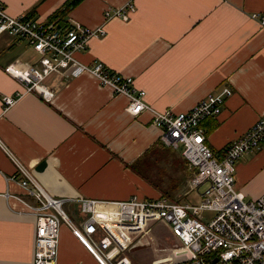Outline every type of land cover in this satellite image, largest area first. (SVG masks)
<instances>
[{
  "label": "crops",
  "instance_id": "crops-1",
  "mask_svg": "<svg viewBox=\"0 0 264 264\" xmlns=\"http://www.w3.org/2000/svg\"><path fill=\"white\" fill-rule=\"evenodd\" d=\"M68 1L0 0L13 17L47 23ZM126 2L83 0L66 13L69 27L107 30L105 37L91 39L86 52L76 53L78 61L132 77L151 106L173 115L231 87L233 96L222 113L202 123L209 147L218 154L264 118V0H134L129 22L105 20L108 8ZM38 60L26 42L0 35V141L38 176L45 191L69 199L116 202L137 196L183 203L174 201L176 192L192 173L182 151L161 142L150 112L132 117L129 100L92 76L53 74L45 80L50 100L32 92L4 110L2 99L22 90L5 67ZM44 161L45 172L36 173ZM161 165L169 171L164 183L158 182ZM17 173L0 147V264H34L37 216L31 207L38 203L20 177L9 180ZM235 186L247 201L264 195V141L237 163ZM68 205L78 208L73 220L81 221L79 204ZM58 264L99 262L63 224Z\"/></svg>",
  "mask_w": 264,
  "mask_h": 264
},
{
  "label": "built area",
  "instance_id": "built-area-1",
  "mask_svg": "<svg viewBox=\"0 0 264 264\" xmlns=\"http://www.w3.org/2000/svg\"><path fill=\"white\" fill-rule=\"evenodd\" d=\"M126 3L124 7L108 8L105 20L129 22L136 7L134 0ZM261 20L264 22V17ZM1 34L26 42L39 55L35 64L17 62L5 67V73L17 79L22 90L2 99L4 110L32 92L50 100L53 93L47 89L45 80L53 74L67 70L73 79L90 75L100 86L125 96L129 100L127 111L132 117L144 112L152 114L153 125L162 131L161 142L181 150L192 173L187 195L196 192L199 197L197 203L137 196L116 202L53 197L42 187L38 176L0 141L1 149L18 169L9 180L20 177L23 189L38 203L31 207L37 216L34 264H58L63 224L99 264H133L129 255L137 248L152 244L150 224L153 222L165 224L178 245L167 255L154 259L152 264H264V195L247 201L235 186L237 163L264 141V118L221 154L209 147L202 128L206 119L222 113L226 101L233 96L231 87L223 86L189 112L173 115L171 111L160 112L151 106L146 101L147 93L135 86L132 77L121 76L103 64L91 67L76 59V53L89 49L91 39L107 35L105 26L93 29L76 24L59 29L52 23L13 17L0 2ZM68 203L79 204L84 215L81 221L75 222L66 214L63 206ZM103 207L106 209L102 210Z\"/></svg>",
  "mask_w": 264,
  "mask_h": 264
},
{
  "label": "rangeland",
  "instance_id": "rangeland-1",
  "mask_svg": "<svg viewBox=\"0 0 264 264\" xmlns=\"http://www.w3.org/2000/svg\"><path fill=\"white\" fill-rule=\"evenodd\" d=\"M188 167V166H187ZM159 173H158V182L164 183L168 179V169L166 167H163L162 165L159 167ZM189 169V168H188ZM189 178L185 179V182L179 190L176 192L177 196L174 201L178 202H185L188 200H191L195 203L199 202V197L195 193H192L187 195L189 191L188 186ZM206 187V186H205ZM205 187L202 188V191L205 189ZM172 194H175L174 192ZM189 196V197H188ZM64 211L66 214L73 219L74 212L78 213V208L76 207L75 211L71 210V206L68 204H65L63 206ZM209 216V214H207ZM150 239H151V245L148 247L143 248H137L133 251L132 254L129 255L130 260L133 264H152L154 259L160 256H165L173 249V247L177 246V240L172 235L169 228L160 222H153L150 224Z\"/></svg>",
  "mask_w": 264,
  "mask_h": 264
},
{
  "label": "trees",
  "instance_id": "trees-1",
  "mask_svg": "<svg viewBox=\"0 0 264 264\" xmlns=\"http://www.w3.org/2000/svg\"><path fill=\"white\" fill-rule=\"evenodd\" d=\"M83 0H69L64 9L61 11L57 12L55 15H53L50 19V23L54 24L56 28L59 29H68L69 26L67 25V21L65 20V15L68 13L70 10H72L74 7L79 5Z\"/></svg>",
  "mask_w": 264,
  "mask_h": 264
},
{
  "label": "water",
  "instance_id": "water-1",
  "mask_svg": "<svg viewBox=\"0 0 264 264\" xmlns=\"http://www.w3.org/2000/svg\"><path fill=\"white\" fill-rule=\"evenodd\" d=\"M46 168H47V161H44L35 169V172L41 174L45 172ZM181 254L183 253H179L178 255H181ZM187 254L190 255L189 252H187Z\"/></svg>",
  "mask_w": 264,
  "mask_h": 264
}]
</instances>
